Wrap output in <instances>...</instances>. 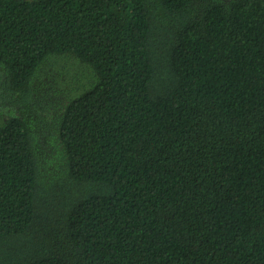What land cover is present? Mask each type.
Segmentation results:
<instances>
[{"label":"trees","instance_id":"1","mask_svg":"<svg viewBox=\"0 0 264 264\" xmlns=\"http://www.w3.org/2000/svg\"><path fill=\"white\" fill-rule=\"evenodd\" d=\"M0 71V264H264V0H0Z\"/></svg>","mask_w":264,"mask_h":264},{"label":"rangeland","instance_id":"2","mask_svg":"<svg viewBox=\"0 0 264 264\" xmlns=\"http://www.w3.org/2000/svg\"><path fill=\"white\" fill-rule=\"evenodd\" d=\"M49 68L53 75H57L59 70L62 71V77H58L60 78L59 86L68 91L77 87L83 89L95 79V74L89 66L69 56L53 59ZM0 76L4 78L2 71H0ZM3 90L4 88L0 83V122L4 123L12 117L13 113L19 114V108L9 102L11 98L5 91L3 93Z\"/></svg>","mask_w":264,"mask_h":264}]
</instances>
